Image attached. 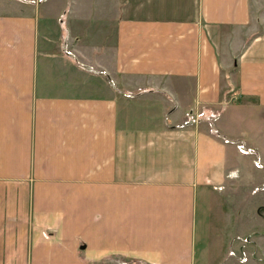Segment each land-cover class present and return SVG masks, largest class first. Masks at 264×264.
I'll return each mask as SVG.
<instances>
[{
	"label": "crops",
	"instance_id": "crops-1",
	"mask_svg": "<svg viewBox=\"0 0 264 264\" xmlns=\"http://www.w3.org/2000/svg\"><path fill=\"white\" fill-rule=\"evenodd\" d=\"M49 8L0 0V264H250L251 239L264 264V227L227 236L248 138L264 157V0Z\"/></svg>",
	"mask_w": 264,
	"mask_h": 264
},
{
	"label": "rangeland",
	"instance_id": "rangeland-1",
	"mask_svg": "<svg viewBox=\"0 0 264 264\" xmlns=\"http://www.w3.org/2000/svg\"><path fill=\"white\" fill-rule=\"evenodd\" d=\"M37 2V5H47V8H49L53 13H57V11L61 8L64 9L66 6V14L67 18L66 20H75L76 16L84 11L85 13V21H87L89 17V13L91 12L92 20L96 21V11H97V2L98 0H67L69 2V5L65 3V0H60V3L53 2V0H45L42 2V0H33ZM56 1V0H55ZM117 1V0H116ZM40 3V4H39ZM33 5V4H32ZM35 5V4H34ZM72 17V18H71ZM44 20V19H42ZM245 123V121H244ZM248 135H244V139L247 138ZM248 144L242 151V154L245 155L244 161L246 162L247 170L244 172V175L246 177V182L243 185L242 190H239V186L237 187L236 184H234V197H230L232 202L230 204L228 203V210L230 214H232V223H230L231 220H228L227 224V231L231 232L227 234L228 237H236L237 232L241 234V236L250 235L254 239L258 236L260 233L259 231L261 228L264 227V219H262L260 222L258 221L259 215H263V208L260 210L258 207L257 201L264 197V192L262 194V187L258 185V174L264 170V157L263 159L257 158V150H259L257 147V143L250 141L249 138L247 139ZM263 145V143H262ZM257 149H256V148ZM260 151V150H259ZM241 155V154H240ZM242 156V155H241ZM261 160V161H260ZM257 162V163H256ZM258 187H254V186ZM233 190V189H232ZM239 190V191H238ZM240 192V193H239ZM235 194V195H234ZM224 206V204H223ZM222 206V207H223ZM239 209L241 211L239 212ZM241 213L244 216L249 217V221L244 218V221H237V217L241 215ZM263 221V222H262ZM257 231V232H256ZM264 234V233H263ZM234 243L232 244V249H234V252L236 253L238 251L237 247L239 243H241V240L237 238H233ZM259 240V238L257 237ZM257 240V241H258ZM250 249L255 250L253 256H250V264H256L255 262H252V260H255V257H258L260 254H257L256 247L251 243ZM261 245H263L261 241ZM263 248V247H262ZM229 250V243L226 247V252ZM264 256V255H263Z\"/></svg>",
	"mask_w": 264,
	"mask_h": 264
},
{
	"label": "water",
	"instance_id": "water-1",
	"mask_svg": "<svg viewBox=\"0 0 264 264\" xmlns=\"http://www.w3.org/2000/svg\"><path fill=\"white\" fill-rule=\"evenodd\" d=\"M80 247H81V248H83V247H84V245H81Z\"/></svg>",
	"mask_w": 264,
	"mask_h": 264
}]
</instances>
